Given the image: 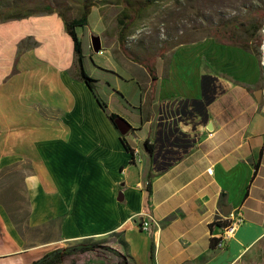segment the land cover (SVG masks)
Returning a JSON list of instances; mask_svg holds the SVG:
<instances>
[{
    "label": "crops",
    "instance_id": "1",
    "mask_svg": "<svg viewBox=\"0 0 264 264\" xmlns=\"http://www.w3.org/2000/svg\"><path fill=\"white\" fill-rule=\"evenodd\" d=\"M58 20L48 24L56 39L51 61L66 72L72 42ZM14 22L0 23V31L13 33ZM10 39L12 47L21 40ZM25 44L40 48L36 40ZM154 67L153 81L141 66L146 79L137 78L136 103L115 88L131 110L107 95L110 111L130 124L125 135L134 146L152 144L145 173L74 74L45 84L29 81L23 68L25 78L11 82L10 109L38 113L45 124L9 129L0 101V134L9 135H0V264H30L53 249L106 238L108 251L125 255L126 264H264L259 57L203 38L173 47ZM8 70L0 65V77ZM236 211L242 223L226 236L221 226ZM95 256L87 263L71 255L62 264H103Z\"/></svg>",
    "mask_w": 264,
    "mask_h": 264
},
{
    "label": "rangeland",
    "instance_id": "2",
    "mask_svg": "<svg viewBox=\"0 0 264 264\" xmlns=\"http://www.w3.org/2000/svg\"><path fill=\"white\" fill-rule=\"evenodd\" d=\"M251 1L252 0L166 1L147 12L144 20L138 24V28L129 39L130 42L132 40L133 43L134 41L136 43L139 39L149 41L154 48L158 47L159 42H162L163 39L169 37H178L176 43L181 41L187 43H190V41H199L206 38L204 36H206L209 30V23L216 24L222 19H230L232 17H237L238 20L244 21L249 14L241 6L243 4L250 5L253 3ZM118 12L119 6H115L114 4L105 5L102 11L97 8L92 9L87 29L89 44L91 47V38L98 36L100 38L101 49L99 52L95 53L91 47V60L97 67L113 71L120 76V78L117 79L113 77L109 81L110 84L113 88H117L123 92L125 96L128 97L130 103H136L139 97L136 82L138 81L137 78L144 81L146 76H144L141 66L133 63L128 57H126L118 46L116 28V16ZM44 16L15 21L12 28L13 33L11 34L8 31H4V27H2L0 31V65H2V67H9L8 72L3 77H0V91H6L3 96L2 92H0V101L4 106L3 113L5 115V117L1 119V122H5L9 129L11 126L15 125L42 126L41 124H45L43 121L41 122L37 116L38 113L35 114V112L27 110L23 112L20 110L12 111V109H10L12 99L9 92L10 88L8 86H10L13 81H22L25 78V76H23V68L27 69L29 76H26V78L29 81H35L38 78H42V81H44L45 84L54 81L53 84L59 85L58 80L60 79L62 81V79L67 76L66 73L70 74L71 77H73V74L75 73V66L73 63L68 66L66 72H63V70L60 71L57 68V61L56 63L51 61L53 60L51 58L57 56V52L54 53L55 50H53V44L56 39L50 33L49 29L51 30V28H48V24L53 20L55 26H58L59 20L56 16H52V20L50 21L49 16ZM26 36H28V38ZM11 37L16 39L21 38L19 45L16 44L12 47L15 42H12L10 39ZM24 37L27 39L24 40ZM28 39H31L33 42L36 40L40 48H38V46L28 47V45L25 44ZM173 41L170 42L172 43ZM153 47L151 48V53L154 51ZM39 49L40 52L45 54L39 53ZM135 50L140 53V56L144 55L138 49H134V51ZM5 52L10 54L9 58L7 56V63H5V60L3 59ZM151 53L148 52V54ZM1 54H3V56H1ZM58 55L60 58H63L60 53ZM18 92L23 93L24 89H21ZM16 94L17 93L15 92L14 96H16ZM33 94L32 90L30 95L34 96ZM109 105L114 109L113 100L110 99ZM3 129L4 127L0 124V130ZM0 135L1 139L9 136L6 133H3V131ZM29 137L31 138L32 135ZM4 151L5 149L1 152ZM93 242L100 245L96 252L99 256L98 259H100L103 264H117L115 256L110 253L107 250V246L104 245L107 242V238ZM96 252L80 254L81 257H83V259H80L87 263L90 261H97V257L95 256ZM68 260L69 259L67 258L66 261Z\"/></svg>",
    "mask_w": 264,
    "mask_h": 264
},
{
    "label": "trees",
    "instance_id": "3",
    "mask_svg": "<svg viewBox=\"0 0 264 264\" xmlns=\"http://www.w3.org/2000/svg\"><path fill=\"white\" fill-rule=\"evenodd\" d=\"M0 0V23L23 20L31 17L55 14L62 22L64 32L72 42L74 77L83 82L90 90L100 109L105 113L110 123L116 128L114 121L118 114L110 111L108 107V94H114L120 99L123 107L132 109L122 95L110 84L115 77L120 78L115 72L104 70L94 65L91 60V47L88 38V20L93 8L102 9L107 4L119 6L116 16L117 42L121 52L132 62L146 69L152 80H156L154 65L165 59L170 50L182 43H176L178 37H169L159 42L158 47H153L149 41L139 39L130 42L138 24L142 22L147 12L157 5L172 0ZM252 4H243L241 7L248 12V17L240 21L237 17L222 19L215 23H209L206 38H212L215 42L231 47H237L251 52L260 57L261 38L259 31L264 25V0H252ZM174 40V41H173ZM167 41V42H166ZM170 41H173L172 43ZM194 42V41H190ZM132 43V44H130ZM154 51L151 53V48ZM142 52L140 56L137 50ZM150 52L151 54H148ZM119 80V79H118ZM125 111V110H124ZM130 113L129 111H125ZM120 142L124 150L130 155L131 161L138 155L145 170H149L151 163L152 144L148 141L139 146H134L128 135L120 134ZM138 150V153L135 150ZM216 225L220 226L219 223ZM118 244L125 247L123 240ZM99 244L93 240H85L75 245L56 248L45 253L39 259L30 264H62L71 255H80L92 252L99 248ZM107 250H111L108 249ZM113 254L121 259L120 264H126L125 255L112 250Z\"/></svg>",
    "mask_w": 264,
    "mask_h": 264
},
{
    "label": "built area",
    "instance_id": "4",
    "mask_svg": "<svg viewBox=\"0 0 264 264\" xmlns=\"http://www.w3.org/2000/svg\"><path fill=\"white\" fill-rule=\"evenodd\" d=\"M259 35L261 38L259 61H260V66L264 72V25L260 29ZM135 152L137 153V150H135ZM241 223H242V216L240 212L238 211L231 212L227 215L225 219V224L221 226L222 227L221 229L225 232L226 236H228ZM147 228H148V223L147 222L143 223L142 229L147 230Z\"/></svg>",
    "mask_w": 264,
    "mask_h": 264
},
{
    "label": "water",
    "instance_id": "5",
    "mask_svg": "<svg viewBox=\"0 0 264 264\" xmlns=\"http://www.w3.org/2000/svg\"><path fill=\"white\" fill-rule=\"evenodd\" d=\"M91 47H92L93 52L95 53L100 51L101 43H100V38L98 36L91 38ZM259 94H261L260 91H259ZM114 124L116 128L118 129L119 133L122 135H125L131 127L130 124L121 117H117L114 121Z\"/></svg>",
    "mask_w": 264,
    "mask_h": 264
}]
</instances>
